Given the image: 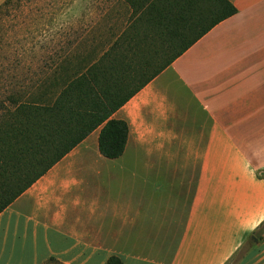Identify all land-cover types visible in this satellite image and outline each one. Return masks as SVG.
Returning <instances> with one entry per match:
<instances>
[{
    "label": "crops",
    "instance_id": "obj_1",
    "mask_svg": "<svg viewBox=\"0 0 264 264\" xmlns=\"http://www.w3.org/2000/svg\"><path fill=\"white\" fill-rule=\"evenodd\" d=\"M6 0H0V6ZM194 43L0 213V264H264V0ZM193 179V184H192Z\"/></svg>",
    "mask_w": 264,
    "mask_h": 264
},
{
    "label": "trees",
    "instance_id": "obj_2",
    "mask_svg": "<svg viewBox=\"0 0 264 264\" xmlns=\"http://www.w3.org/2000/svg\"><path fill=\"white\" fill-rule=\"evenodd\" d=\"M125 2L114 7L125 11L113 18L119 30L89 38L88 46L80 35L75 49L47 66V77L0 98V213L97 129L99 153L122 155L128 125L113 114L236 13L228 0ZM251 238L264 240V223Z\"/></svg>",
    "mask_w": 264,
    "mask_h": 264
},
{
    "label": "rangeland",
    "instance_id": "obj_3",
    "mask_svg": "<svg viewBox=\"0 0 264 264\" xmlns=\"http://www.w3.org/2000/svg\"><path fill=\"white\" fill-rule=\"evenodd\" d=\"M111 1V2H110ZM125 0H8L0 6V98L47 77L65 50L88 38L119 30L116 13ZM117 5V6H116ZM113 6V7H112ZM117 16V15H116ZM264 176V173H263ZM193 184V179H192ZM250 238L227 264H236Z\"/></svg>",
    "mask_w": 264,
    "mask_h": 264
}]
</instances>
